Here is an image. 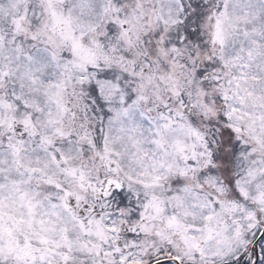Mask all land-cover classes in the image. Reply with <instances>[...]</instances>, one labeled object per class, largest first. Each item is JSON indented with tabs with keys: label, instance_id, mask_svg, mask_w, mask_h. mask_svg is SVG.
Here are the masks:
<instances>
[{
	"label": "snow or ice",
	"instance_id": "obj_1",
	"mask_svg": "<svg viewBox=\"0 0 264 264\" xmlns=\"http://www.w3.org/2000/svg\"><path fill=\"white\" fill-rule=\"evenodd\" d=\"M0 264H264V0H0Z\"/></svg>",
	"mask_w": 264,
	"mask_h": 264
}]
</instances>
